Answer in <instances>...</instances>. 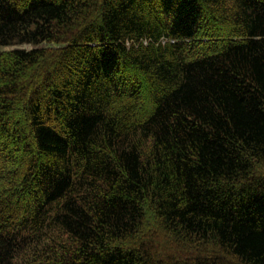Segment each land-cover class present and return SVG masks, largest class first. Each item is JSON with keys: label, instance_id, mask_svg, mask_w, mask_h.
I'll list each match as a JSON object with an SVG mask.
<instances>
[{"label": "trees", "instance_id": "1", "mask_svg": "<svg viewBox=\"0 0 264 264\" xmlns=\"http://www.w3.org/2000/svg\"><path fill=\"white\" fill-rule=\"evenodd\" d=\"M0 264H264V0H0Z\"/></svg>", "mask_w": 264, "mask_h": 264}, {"label": "rangeland", "instance_id": "2", "mask_svg": "<svg viewBox=\"0 0 264 264\" xmlns=\"http://www.w3.org/2000/svg\"><path fill=\"white\" fill-rule=\"evenodd\" d=\"M29 48V47H28Z\"/></svg>", "mask_w": 264, "mask_h": 264}]
</instances>
